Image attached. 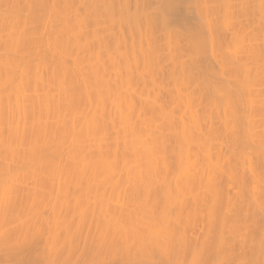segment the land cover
I'll return each instance as SVG.
<instances>
[{"label":"bare ground","instance_id":"bare-ground-1","mask_svg":"<svg viewBox=\"0 0 264 264\" xmlns=\"http://www.w3.org/2000/svg\"><path fill=\"white\" fill-rule=\"evenodd\" d=\"M262 201L264 0H0V264H264Z\"/></svg>","mask_w":264,"mask_h":264},{"label":"snow or ice","instance_id":"snow-or-ice-1","mask_svg":"<svg viewBox=\"0 0 264 264\" xmlns=\"http://www.w3.org/2000/svg\"><path fill=\"white\" fill-rule=\"evenodd\" d=\"M261 208L264 210V201L261 202ZM165 212H161V216H165ZM8 240L12 239V235L9 234L7 237ZM170 243V237L168 234V225L161 223L160 229L155 234H149L145 237L141 238L142 246H145L150 253H154L156 251H164L166 245ZM262 244H264V240H262ZM193 258L190 262L186 261L185 264H204L203 261L199 260L198 253L193 252ZM127 264H159L157 261L150 260H130ZM221 264H226V262H221ZM243 264V262H241Z\"/></svg>","mask_w":264,"mask_h":264}]
</instances>
